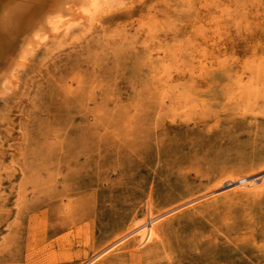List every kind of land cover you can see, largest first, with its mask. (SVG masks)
I'll return each instance as SVG.
<instances>
[{
    "label": "rangeland",
    "instance_id": "1",
    "mask_svg": "<svg viewBox=\"0 0 264 264\" xmlns=\"http://www.w3.org/2000/svg\"><path fill=\"white\" fill-rule=\"evenodd\" d=\"M54 33L0 98V264L173 260L135 235L103 252L148 200L161 228L197 229L192 258L264 264V196L224 171L264 137V0H99Z\"/></svg>",
    "mask_w": 264,
    "mask_h": 264
},
{
    "label": "bare ground",
    "instance_id": "2",
    "mask_svg": "<svg viewBox=\"0 0 264 264\" xmlns=\"http://www.w3.org/2000/svg\"><path fill=\"white\" fill-rule=\"evenodd\" d=\"M98 3H99V0H0V98H3L5 96V94L8 93L12 88H13V90L15 89L16 83H17V78H19L18 77L19 70L22 69L26 65V63H27L26 60L29 57H33L35 55L36 48H37V45L39 43L44 41L51 33H54V31H56L57 28H59L61 26H64L68 23H72L74 21H78L80 19L86 20L89 17V14L98 5ZM164 5H166V4H164ZM123 8H121V9H123ZM138 8H139V5H138ZM191 9H189V10H191ZM134 10L137 12L139 9L136 10V8H135ZM181 11H183V9H181ZM185 11H187V10H185ZM192 11H194V10H192ZM189 13H190V11H189ZM176 15H174V16H176ZM163 19H165V18H163ZM162 20H160V21L162 22ZM178 22H180V21H178ZM161 30H163V29H161ZM55 34L56 33H54V35ZM94 35H96V34H94ZM174 47H176V46H174ZM246 62H247V60H246ZM31 63H29V64H31ZM0 101H2V100H0ZM2 102H4V101H2ZM243 135H244V133H243ZM198 141H199V139H198ZM242 144H243V142H242ZM178 150H181V149L178 148ZM138 152L139 151L136 149H135V151L129 150V153H131V154L133 153V156H132L133 158L137 157ZM178 156H180V155H178ZM225 156H226V159L229 160V162L227 164H225L224 171H226V172L232 171V172L237 174L236 180H233V182L235 181L234 182L235 183L234 184L235 189L242 190L246 193H253L256 196H264V174H262V175L258 174L261 171H263V169H264V137L254 138L251 141H249L247 144H245L242 148H238V146L234 147L233 149L230 148V151L227 152ZM169 160H171V159H169ZM136 161L138 162V164L143 162L141 159L136 160ZM181 162H183V160H181ZM161 167H163V166H161ZM157 172H159V171L157 170ZM259 177H261L263 179L260 183L258 182V184H257V178H259ZM215 193L217 194L218 192H215ZM203 194H201L200 196H202ZM216 194H214V196ZM206 195H207V192H206ZM191 197H193V196H191ZM206 197L207 196H205V198ZM193 198H196V196ZM197 198H199V197H197ZM199 199H201V198H199ZM200 201H197V202H200ZM188 202H189V200H188ZM189 203H191V202H189ZM193 203H195V202H193ZM146 204H147V208H146L147 210H145L146 211L145 216L143 218L136 219L132 223L131 227L128 226L131 229L126 234H123L122 236H119V237H117L115 235L117 238L115 237L116 239L114 238V240H111L112 242L109 244V246L106 245L107 248H105V250H103L104 253L107 250H109V248H112L116 244L124 241L128 236L135 235L136 238L138 239L137 242L139 244H143V243L148 242L147 247L144 249L143 252H148V253L153 252V253H157V254L163 256L162 254L165 255V253H167L166 250L168 249L169 252L175 253L172 255L174 257L173 260L172 259L171 260L168 259L166 261L160 260V262H158L157 264H173L174 260H176L178 264H182L183 262L189 261V259H191V260L193 259L194 262H201L202 264H212V263L215 264L217 262L218 263L222 262L223 257H221L219 255L215 256L214 254H213V256H210V255H208L209 252L207 254H203V255H201V253H200L201 256H199V253H198V256H196L195 258H192V256H194V255L191 254V250L197 249L200 246L201 242H203V238H201V239L195 238L197 229L194 227L188 226L189 228H186V230H188L187 234H179L176 232V229L174 226L175 225L174 221L168 222V224H166L165 228H161L156 223V221L161 216V214L158 215V212L156 214L155 211H153V209H152L153 205H152V202L150 200H148ZM170 208L172 209V207H170ZM167 215H168V213L166 214V216ZM258 218H260V220H262L264 218V206H262L260 208ZM258 221H259V219H258ZM243 224H245L246 227H250L251 229H254L253 228L254 227V220H250L248 223H246V221H245V222H238L236 224L229 225L227 230L234 229L238 232L242 227H244ZM137 245H135V246H137ZM217 248H218V246H217ZM100 250H102V249H100ZM214 250H216V249H214ZM220 250H221V248H220ZM223 250H225V249L223 248ZM217 252H218V250H217ZM100 255H101V253H99L98 256H100ZM225 255H228V254H225ZM85 256H86V254H85ZM94 260L95 259H91L89 261L87 260V262L85 261L86 262L85 264H89ZM228 260H230V259H228ZM236 260H238V259L236 258ZM254 260H257V262H259V260H262V258L257 257ZM250 261H253V260L251 259ZM229 262H232V261H229ZM81 263H82V261H81ZM244 263H246V262H244ZM236 264H237V262H236Z\"/></svg>",
    "mask_w": 264,
    "mask_h": 264
}]
</instances>
